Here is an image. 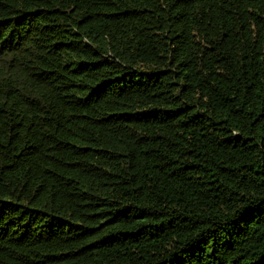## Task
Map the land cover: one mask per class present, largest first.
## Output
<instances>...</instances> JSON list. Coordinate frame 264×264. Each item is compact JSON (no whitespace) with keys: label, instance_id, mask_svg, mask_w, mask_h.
<instances>
[{"label":"trees","instance_id":"16d2710c","mask_svg":"<svg viewBox=\"0 0 264 264\" xmlns=\"http://www.w3.org/2000/svg\"><path fill=\"white\" fill-rule=\"evenodd\" d=\"M0 264H264V0H0Z\"/></svg>","mask_w":264,"mask_h":264}]
</instances>
